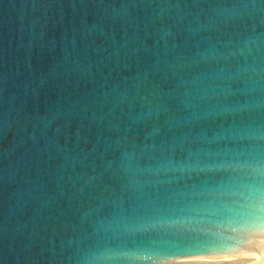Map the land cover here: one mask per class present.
I'll return each mask as SVG.
<instances>
[{
	"label": "water",
	"instance_id": "95a60500",
	"mask_svg": "<svg viewBox=\"0 0 264 264\" xmlns=\"http://www.w3.org/2000/svg\"><path fill=\"white\" fill-rule=\"evenodd\" d=\"M247 164L264 0H0V264H133L213 231L194 264H264V224L193 211Z\"/></svg>",
	"mask_w": 264,
	"mask_h": 264
},
{
	"label": "snow or ice",
	"instance_id": "6c2138e0",
	"mask_svg": "<svg viewBox=\"0 0 264 264\" xmlns=\"http://www.w3.org/2000/svg\"><path fill=\"white\" fill-rule=\"evenodd\" d=\"M244 175L230 177L215 189L214 206L193 210L217 222L218 225L249 231L264 224V165H244L234 168ZM218 234L204 232L187 241L165 244L154 255H142L132 258L135 261L149 259L153 264H194L195 261L211 253L222 250L218 243ZM213 245V246H209Z\"/></svg>",
	"mask_w": 264,
	"mask_h": 264
}]
</instances>
